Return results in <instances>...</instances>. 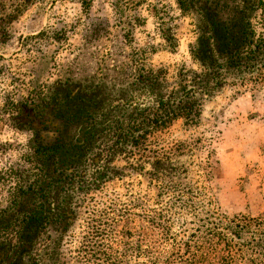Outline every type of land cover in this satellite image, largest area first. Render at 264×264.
Returning <instances> with one entry per match:
<instances>
[{
  "label": "rangeland",
  "instance_id": "374dc122",
  "mask_svg": "<svg viewBox=\"0 0 264 264\" xmlns=\"http://www.w3.org/2000/svg\"><path fill=\"white\" fill-rule=\"evenodd\" d=\"M243 2L234 0L230 14L253 22ZM195 16H182L175 0H0V216L26 174L28 147L51 148L68 132L53 97L66 102L79 133L117 115L138 75L159 72L169 90L181 70L197 73L189 55ZM201 98L194 125L178 119L149 139L155 155L169 159L161 179L151 175L155 158L136 167L119 157L110 166L116 174L95 193L98 208L113 210L118 264L182 256L209 211L220 220L263 217L264 84L228 82ZM81 223L69 227L73 240L63 243L60 264H79L73 250ZM40 234L48 241L50 232ZM9 239L0 238V264H29L13 256L9 248L19 243Z\"/></svg>",
  "mask_w": 264,
  "mask_h": 264
},
{
  "label": "trees",
  "instance_id": "16d2710c",
  "mask_svg": "<svg viewBox=\"0 0 264 264\" xmlns=\"http://www.w3.org/2000/svg\"><path fill=\"white\" fill-rule=\"evenodd\" d=\"M233 1L175 0L182 16L198 18L196 45H189L198 69L189 75L181 70L169 90L159 72L138 75L126 88L128 98L113 109L117 115H104L98 127L82 133H76L77 122L66 102L53 97L68 132L51 148L31 146L24 153L26 174L10 189L0 216V238L19 243L17 249L9 248L13 256L23 255L29 264H60L63 243L73 240L68 229L80 219L84 230L74 240L76 262L118 264L111 248L113 210L98 208L95 199L116 174L110 167L114 160L124 157L138 167L139 161L153 157L151 175L161 179L168 172L169 159L151 150L153 133L178 119L194 125L201 97H211L228 82L264 84V0H244L253 22L247 14L234 20ZM135 91L144 96L143 101L133 100ZM199 223V235L184 244V254L176 252L164 264H264V215L220 220L209 211ZM40 231L50 232L48 241L39 237Z\"/></svg>",
  "mask_w": 264,
  "mask_h": 264
}]
</instances>
